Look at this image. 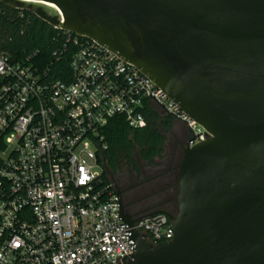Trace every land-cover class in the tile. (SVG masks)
<instances>
[{"label":"water","instance_id":"obj_1","mask_svg":"<svg viewBox=\"0 0 264 264\" xmlns=\"http://www.w3.org/2000/svg\"><path fill=\"white\" fill-rule=\"evenodd\" d=\"M133 63L209 137L179 165L173 240L125 264H264V0H0ZM43 3L54 4L57 14Z\"/></svg>","mask_w":264,"mask_h":264},{"label":"built area","instance_id":"obj_2","mask_svg":"<svg viewBox=\"0 0 264 264\" xmlns=\"http://www.w3.org/2000/svg\"><path fill=\"white\" fill-rule=\"evenodd\" d=\"M60 30L53 54L74 47L70 82L50 78L32 55L0 52V264H125L133 231L154 245L175 231L165 213L123 221L118 190L103 178V129L115 116L145 127L152 101L188 128L187 146L209 135L133 63Z\"/></svg>","mask_w":264,"mask_h":264},{"label":"trees","instance_id":"obj_3","mask_svg":"<svg viewBox=\"0 0 264 264\" xmlns=\"http://www.w3.org/2000/svg\"><path fill=\"white\" fill-rule=\"evenodd\" d=\"M0 7L6 13L0 14V52L14 60L32 55L34 65L47 70L50 78L70 82L74 47L68 44L60 57L53 54L63 42L62 30L31 11L2 2ZM144 111L145 127H132L124 116H115L103 129V178L121 191L125 209L133 218L155 211L176 215L179 165L191 132L152 101L145 103ZM179 124L186 130L179 131Z\"/></svg>","mask_w":264,"mask_h":264},{"label":"bare ground","instance_id":"obj_4","mask_svg":"<svg viewBox=\"0 0 264 264\" xmlns=\"http://www.w3.org/2000/svg\"><path fill=\"white\" fill-rule=\"evenodd\" d=\"M43 4L53 9L57 14L62 15L61 11L54 4L51 3H43Z\"/></svg>","mask_w":264,"mask_h":264},{"label":"rangeland","instance_id":"obj_5","mask_svg":"<svg viewBox=\"0 0 264 264\" xmlns=\"http://www.w3.org/2000/svg\"><path fill=\"white\" fill-rule=\"evenodd\" d=\"M177 129H178L179 131H182V129H183V130H186V128H185L184 125H182V124H181V125L179 124L178 127H177ZM96 170L99 171V172L102 171V169L99 168V167H97Z\"/></svg>","mask_w":264,"mask_h":264}]
</instances>
